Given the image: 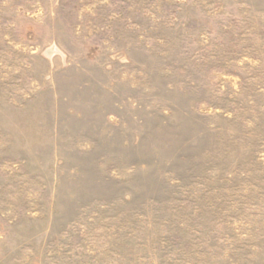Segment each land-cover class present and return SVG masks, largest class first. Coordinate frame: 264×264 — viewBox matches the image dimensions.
I'll return each instance as SVG.
<instances>
[{
    "label": "rangeland",
    "instance_id": "rangeland-1",
    "mask_svg": "<svg viewBox=\"0 0 264 264\" xmlns=\"http://www.w3.org/2000/svg\"><path fill=\"white\" fill-rule=\"evenodd\" d=\"M0 264H264V0H0Z\"/></svg>",
    "mask_w": 264,
    "mask_h": 264
}]
</instances>
